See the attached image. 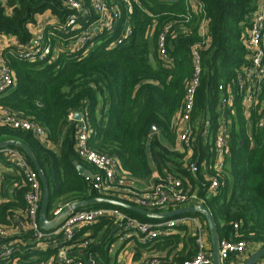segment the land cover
Listing matches in <instances>:
<instances>
[{"label": "trees", "instance_id": "16d2710c", "mask_svg": "<svg viewBox=\"0 0 264 264\" xmlns=\"http://www.w3.org/2000/svg\"><path fill=\"white\" fill-rule=\"evenodd\" d=\"M81 1L89 14L77 20L74 30L67 27L65 33L60 32V26L66 25L73 10L62 0H10L7 6L0 4V35L17 37L24 45L31 42L33 27L41 15L48 12L57 19L44 29L42 37L57 49L54 60L49 56L36 61L25 59L12 46L3 50L15 84L0 95V112L8 107L39 123L53 144L41 143L30 130L0 122V141L16 139L27 144L43 168L50 189L48 218H54L60 207L97 196L90 180L77 169L83 164L96 171L76 152L78 122L70 119L74 112L81 111L90 133L89 146L114 157L127 176L143 180L152 173L150 151L161 176L176 174L193 190L199 189L213 216L219 242L231 239L264 244V123L259 124L264 116V84L252 108L249 134L238 79L248 65L245 41L259 0H198L196 7L186 0H131L132 9L126 7L125 0H103L109 10H119L114 28L98 31L94 40L72 50L69 46L75 35L99 18L94 0ZM203 22L209 32L206 37L201 34ZM127 25L130 31L124 38ZM165 27L167 60L159 50ZM120 38V43L111 46ZM195 47L200 49L201 71L189 121L194 145L188 148L182 143V150H173L181 140L180 118L195 74ZM208 123L204 144L201 135ZM221 124L229 125L228 152L222 167L216 170L211 162L215 161L214 141ZM153 126L158 131L151 134ZM184 150L192 151L190 159H186ZM202 161L212 168L208 177L200 171ZM191 162L199 166L196 174L189 168ZM213 177L220 184L210 192ZM26 192L24 176L5 173L1 226L18 225L24 217ZM101 206L107 204L88 207ZM125 210L140 219L160 220ZM184 215L205 220L202 214ZM173 229L176 232L138 244L134 258L141 259L143 253L149 254L147 259L153 258V248L166 251L167 256L153 258L156 264H183L193 258L199 251L198 230L190 231L186 224ZM206 229L209 232L208 225ZM114 230L112 220L101 219L81 228L72 242L91 240L85 251L95 253L98 264H118L110 253ZM15 239L20 251L12 254L7 264H29L55 252L51 247L39 249L31 232L22 231ZM146 260L141 263L147 264Z\"/></svg>", "mask_w": 264, "mask_h": 264}, {"label": "built area", "instance_id": "2783aa9c", "mask_svg": "<svg viewBox=\"0 0 264 264\" xmlns=\"http://www.w3.org/2000/svg\"><path fill=\"white\" fill-rule=\"evenodd\" d=\"M9 1L0 0V4L7 6ZM62 1L73 10L67 17L66 25L62 26V28L60 26V32L65 33L68 31L66 29L67 27L74 30L77 20L89 13L83 6L84 2L81 0ZM186 2L190 3L192 7H196L198 0H186ZM125 4L128 9H131V0H125ZM94 9L99 14V18L92 26L75 35V40L69 46L70 49L78 50L91 40H94L98 31H112L115 19L120 16L117 8L113 7L112 10H109L103 0H94ZM167 30L168 27H165L159 37V50L161 56L164 58L163 60H167L165 49V32ZM129 31L130 27L127 25L124 29V38L127 37ZM201 31L202 37H206L209 33L205 22L201 25ZM121 39L111 42V46L120 43ZM245 44L249 50L247 58L248 65L240 72L238 79L244 99L256 103L259 99L262 85L264 84V0H260L257 9L252 15L251 26L248 30ZM24 46L19 49V55L25 59L36 61L47 58L48 56L51 60L55 59V52L57 51L52 49V45L49 42H43L40 33L33 35L31 42ZM192 53L195 60V74L192 82L188 85L185 108L180 118L182 127L180 139L188 148H192L194 145V138L191 135L192 128L189 121L193 110L196 85L201 71L199 47H195ZM14 84L15 76L6 63L5 57L0 56V94L6 92ZM219 89L223 90V86L220 85ZM0 122L8 123L15 128L30 130L41 143L48 144L47 130L42 125L25 117L21 113L10 110L8 107L2 108ZM263 123L264 116L261 118L259 124L262 125ZM220 126L214 141L216 151L214 167L218 170L222 167L223 158L228 152V129L226 124H221ZM89 136L88 125L84 116L81 115V119L78 120L77 125L75 148L78 155L96 170L88 179L97 196L125 201L152 212H156L155 210L162 208L165 209L164 211H167L203 203V199L200 197L197 189L193 190L184 183V179L173 173H166L160 176L150 188L143 190L137 189L131 182L132 178L122 173L123 170L114 157L94 150L89 146ZM8 153L15 157L14 159L11 158V161L21 168L24 173L25 185L27 187L25 195L26 210L24 217L19 220L18 225L10 227L0 225V264H7L6 261L10 260L12 254L14 255L20 251V247L17 244L18 241L15 238L22 231L32 233L33 242L38 243L39 249L42 246L55 249V252L50 257L41 260L38 264H98L95 253L85 251L86 256L77 257L68 254L60 244H53V246L50 244L58 241L74 244L72 241L81 228L101 219L112 220L115 224L114 236L119 238L124 244H132L135 250L138 244H147L153 241V239L169 234L179 224H185L191 221L197 225L199 232V251L193 258L186 260L183 264H211V255L206 250L203 238V227L198 222V219L193 216L181 215L169 219L149 221L140 219L128 213L125 208L115 205L101 207L86 206L73 211L68 217L62 219L55 228L49 230L41 228L39 215L43 199V186L39 173L18 151L13 150L12 152L10 150ZM189 168L194 174L199 170L196 162H191ZM219 184L220 181L218 178L213 177L209 186L210 192H214ZM62 208H58L54 214H58ZM82 239L76 242H80L79 244L86 250L90 247L92 241H81ZM246 245L247 242L243 240L233 241L231 239H223L219 242L220 259L222 261L229 259L232 254L242 252ZM148 257L149 254L143 253L142 258L144 260ZM13 262L15 263L16 259ZM146 262L147 264H156V260L153 258L147 259ZM255 264H264V262L259 261Z\"/></svg>", "mask_w": 264, "mask_h": 264}, {"label": "crops", "instance_id": "0c3cea01", "mask_svg": "<svg viewBox=\"0 0 264 264\" xmlns=\"http://www.w3.org/2000/svg\"><path fill=\"white\" fill-rule=\"evenodd\" d=\"M259 2H260V0L258 1V4H259ZM56 20L57 19H54L53 18V15L50 14V13H48V12L45 13V14H43V15H41L39 17V19H38V23L33 27L34 28V35L40 33V35L43 37L44 36V29L50 23H55ZM9 46L15 47L17 49H20V48L25 47L24 44H21L19 42V40H18L17 37L0 35V56H3L2 55L3 50L6 47H9ZM55 51H57V49H55ZM55 53L57 54L58 52H55ZM151 59L153 61V57H151ZM254 105H255L254 102H251V101H249L247 99H244V107H245V110H246L245 113H246V118H247V131H248L249 134L251 133V128H252V117H251V115H252V108L254 107ZM78 112L81 113V115H83V113L81 111H76V112L73 113V115H72V117L70 119L71 121H74L75 120V121L78 122V120H76L74 118V115L76 113H78ZM208 126H209V123H208L206 129L203 131V133L201 135L202 136V139L204 141V144L206 143L207 138H208ZM227 127L229 128V125ZM156 131H158V130H156ZM156 131H154V132H156ZM154 132H151L150 131L151 134H153ZM5 140H16V139H4V140H1L0 142L5 141ZM164 143L167 144V142H165V141H164ZM182 143L183 142L181 140H178V142L176 144V147L175 146L174 147L172 146V149L173 150H182L183 149L182 148ZM45 145L52 146L53 144L51 145V141L48 139V144H45ZM54 147H55L56 150H59V146L56 145ZM10 150L12 152H13V150L18 151L19 154L22 157H24L25 160L33 166L32 162L30 161V158L26 155V153L23 151V149L18 148L17 146H3V147H0V201H2L1 188H2V183H3V180H4L5 173H9V174H12L14 176H24L23 170L21 168H19L18 166H16L13 163V161H11V158L14 159L15 157L12 154H9L8 153ZM184 152H186V151L184 150ZM191 154H192V151L191 150H187V152H186V159H188V158L190 159ZM148 157H149L150 165H151L152 170H153L152 173L147 178H145L143 180L136 179V178H133L131 180V182L135 185V187H137V189H140V190L146 189V187H149V186L153 185V182L154 181L156 182L157 179L161 176L160 175V172L154 166V163H153V160H152V156H151L150 151L148 152ZM200 165H201L200 166L201 173L204 176H207V177L209 176V170H210L209 168L213 167L214 169L218 170L217 168L214 167L215 161L211 162V167L210 166L208 167L206 165V163L203 162V161L201 162ZM87 168L92 173L94 172L89 167H87ZM122 173L126 175V172L123 171ZM197 191L199 192V189L198 188H197ZM197 204H203V205H205L204 202L203 203H197ZM197 214H201V213H197ZM182 215H184V214H182ZM179 216H177V217H179ZM184 216H186V215H184ZM189 217H192V216H189ZM195 218L198 219V222L203 227V238H204V242H205V245H206V250L211 255V264H212V245H211L210 231L208 232L207 229H206V225H208L207 224V220H206V218L204 220L203 217H195ZM185 224L189 227V230L190 231L197 230V225L194 224V223H192L191 221L186 222ZM174 232H176V229H172L170 231V233H174ZM88 233L90 234V232H88ZM59 242L60 241H58L56 243L54 242V243H51L50 245L53 246V244L54 245L55 244H60V245L63 246V248H65V250L67 251L68 254H71V255H74V256H77V257H83V256H86L87 255L86 252H85V249L80 244L79 245H75L73 243L70 244V243H63V242H60L59 243ZM126 245H128V244H124V246L122 248L117 249V250H114V251H112V249H111L110 250L111 256L114 257L115 259H117L118 264H142L141 262L144 260L143 258H141L139 260L134 258L135 254L137 252H139V250H135V247L132 244H131L130 247H125ZM262 247H264V244L263 243L248 242L247 245H246V247L243 249L242 252L232 254L230 256V258L227 259V260H224V261H222L221 259L220 260H221L222 264H244L246 262V260L249 259L250 256L255 251H257L258 249H260ZM41 248L46 249V246H42ZM173 254H175V253H173ZM157 256L165 257L166 258L167 257L166 256V251L158 252L157 249L153 248V256L152 257L155 258ZM171 257L172 256H169L170 259H171ZM40 261H41V259L39 260V258H35V260L31 262V264H38ZM259 261L264 262V257L258 259L256 262H259ZM165 262L166 263H169L168 260H165Z\"/></svg>", "mask_w": 264, "mask_h": 264}, {"label": "water", "instance_id": "95a60500", "mask_svg": "<svg viewBox=\"0 0 264 264\" xmlns=\"http://www.w3.org/2000/svg\"><path fill=\"white\" fill-rule=\"evenodd\" d=\"M74 118L76 120L81 119V113L79 112L76 113L74 115ZM156 130H158V128L156 126H153L150 131L154 132ZM3 146H17L18 148L23 149V151L30 158V161L32 162L33 166L39 173L42 186H43V199H42L40 215H39V224L41 228L45 230L55 228L60 223V221H62V219L68 217L73 211H76L86 206H92V205H97V204H107V205L119 206L127 210L133 211L137 214L143 215L145 217L154 218V219H169L174 216H178L182 214L201 213L205 216L208 227H209V231H210V238H211V245H212V264H222L220 260V256H219V238H218V234L216 230V225H215L213 216L210 210L207 208V206L203 204H194L192 206L174 208V209L163 211V212H152V211L142 209L133 204L127 203L125 201L116 200L113 198L96 196L94 198L87 199V200L74 201L64 206L62 210L58 214L55 215L54 218L50 219L47 216V206H48L49 193H50L49 184H48L45 172L43 168L41 167L40 163L38 162V160L36 159L32 148L19 140L2 141L0 142V147H3ZM77 169L79 173L86 178L92 175V172L86 166L82 164H78ZM262 257H264V247L255 251L250 256V258L246 260L244 264H254L258 259Z\"/></svg>", "mask_w": 264, "mask_h": 264}, {"label": "rangeland", "instance_id": "374dc122", "mask_svg": "<svg viewBox=\"0 0 264 264\" xmlns=\"http://www.w3.org/2000/svg\"><path fill=\"white\" fill-rule=\"evenodd\" d=\"M155 182V181H154ZM154 182H153V184H154ZM152 186V185H151ZM151 186H149V187H146V189L147 188H150ZM79 243L80 242H75L74 244L75 245H79ZM111 249H112V251H114V250H117V249H120V248H122L123 246H124V242H122L119 238H116L115 237V239H114V241L111 243ZM131 246V244L129 243L128 245H126L125 247H130Z\"/></svg>", "mask_w": 264, "mask_h": 264}]
</instances>
